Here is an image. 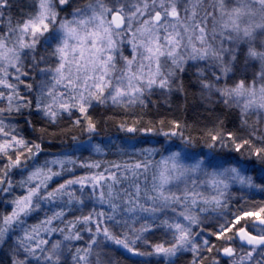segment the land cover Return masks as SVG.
<instances>
[{
  "label": "snow or ice",
  "instance_id": "6c2138e0",
  "mask_svg": "<svg viewBox=\"0 0 264 264\" xmlns=\"http://www.w3.org/2000/svg\"><path fill=\"white\" fill-rule=\"evenodd\" d=\"M0 264H264V0H0Z\"/></svg>",
  "mask_w": 264,
  "mask_h": 264
}]
</instances>
